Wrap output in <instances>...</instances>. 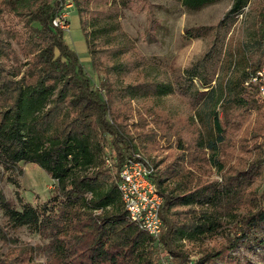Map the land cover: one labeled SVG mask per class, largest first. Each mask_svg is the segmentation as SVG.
I'll return each mask as SVG.
<instances>
[{
	"label": "trees",
	"instance_id": "16d2710c",
	"mask_svg": "<svg viewBox=\"0 0 264 264\" xmlns=\"http://www.w3.org/2000/svg\"><path fill=\"white\" fill-rule=\"evenodd\" d=\"M65 1H3L4 10L25 29L35 55L18 81L10 79L0 63V182L4 171L21 174L19 164L30 163L57 184L52 196L41 206L22 202L20 209L0 190V210L7 223L14 228L27 227L47 240L55 264H154L150 250L153 241L129 221L117 188L118 169L125 160L146 161L154 187L163 200L160 216L165 229L160 243L177 264L224 261L247 229L264 224V189L260 193L246 191L264 169L261 152L246 168L223 177L220 182H207L193 189H188L186 184L177 190L165 187L164 171L141 155L134 137L114 115L113 90L105 89L106 100L100 99L84 75L78 55L64 42L63 29L53 25ZM176 1L188 10L197 11L220 0ZM87 2L82 0L79 4V0H72L94 66L83 19ZM247 2L232 0L231 8L214 27L184 32L186 39L213 33L207 52L183 71L181 82L175 88L180 96L188 99L202 129L204 138L194 141V146L209 152L208 160L218 171L222 170L218 161L219 145L231 121V112L259 109L262 105L255 87L248 83L258 67L256 64L234 85L228 86L225 99L221 94L218 96L211 85L221 60L224 39ZM257 26V36L264 45V8ZM194 81L205 90L198 89ZM151 88L157 96L175 91L171 85L164 84ZM220 103L222 119L216 112ZM61 104H67L74 115L57 126ZM68 113L63 116L67 117ZM106 137L111 139L117 155L111 168H105L106 159H103ZM89 170L91 172L87 173ZM109 170L113 172L109 174ZM237 208L244 212L235 213L233 236L225 245L205 247L195 260H190L189 255L178 248L176 240L200 241L215 234L223 216L234 213ZM6 239L0 232V241ZM35 257L36 251L32 248L14 254L0 251V264H34Z\"/></svg>",
	"mask_w": 264,
	"mask_h": 264
},
{
	"label": "rangeland",
	"instance_id": "374dc122",
	"mask_svg": "<svg viewBox=\"0 0 264 264\" xmlns=\"http://www.w3.org/2000/svg\"><path fill=\"white\" fill-rule=\"evenodd\" d=\"M3 1L0 0V63L10 79L18 81L30 67L35 53L22 24L4 10ZM231 6L232 0H220L191 11L176 0H88L83 19L94 66L72 0L64 2L56 17L63 29V40L78 55L92 90H97L102 100H106L105 89L113 90L114 115L134 137L141 155L164 171L165 187L171 190L184 184L193 189L207 182H220L223 177L246 168L261 152L264 103L260 100L262 107L257 106L259 109L231 112V121L225 127L224 140L219 145L218 161L222 170L218 171L208 160L209 152L194 146V141L204 138L202 129L188 99L180 96L175 88L181 82L183 71L202 58L213 40L212 32L195 39H186L184 32L216 26ZM263 8L264 0H248L224 39L221 60L211 84L216 94H221L224 99L228 86L251 71L253 65H258L255 72L264 67V45L257 36L258 17ZM159 84L171 85L175 91L166 96L154 95L151 87ZM194 85L205 90L197 81ZM147 89L150 90L148 94ZM59 111L57 126L74 115L67 104H61ZM66 112H69L68 116L64 117ZM216 112L222 116L221 103ZM106 139L103 159L115 162L117 155L111 139ZM19 165L21 174L3 172L0 190L18 209L22 202L41 206L52 196L56 181L35 164ZM112 172L108 171L109 174ZM263 189L264 169L254 177L246 191L260 193ZM233 212L223 216L215 234L200 241L176 240L175 243L190 260H195L205 247L225 245L233 236L235 213L239 215L244 209L237 208ZM0 232L7 237L0 241L1 253L14 254L32 248L36 251L34 264H55L48 241L27 227H11L1 210ZM244 234L229 257L216 264H264V224L253 226ZM150 250L154 264H177L162 243L153 244Z\"/></svg>",
	"mask_w": 264,
	"mask_h": 264
},
{
	"label": "built area",
	"instance_id": "2783aa9c",
	"mask_svg": "<svg viewBox=\"0 0 264 264\" xmlns=\"http://www.w3.org/2000/svg\"><path fill=\"white\" fill-rule=\"evenodd\" d=\"M53 25L60 26L57 19ZM248 83L255 87L259 100L264 103V67L257 70ZM261 156L264 167V134L261 138ZM106 161V166L111 168L114 161ZM117 188L129 221L144 231L153 244H159L165 229L160 216L163 200L154 187L147 162L125 160L118 169Z\"/></svg>",
	"mask_w": 264,
	"mask_h": 264
}]
</instances>
